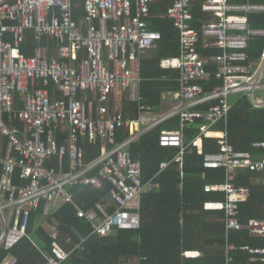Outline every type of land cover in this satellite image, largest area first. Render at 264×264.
Returning a JSON list of instances; mask_svg holds the SVG:
<instances>
[{"label":"built area","instance_id":"2783aa9c","mask_svg":"<svg viewBox=\"0 0 264 264\" xmlns=\"http://www.w3.org/2000/svg\"><path fill=\"white\" fill-rule=\"evenodd\" d=\"M81 2L84 16L76 20ZM168 4L160 15L172 21L180 40V55L162 62L163 68L178 70L180 101L163 116L143 103L142 63L146 51L161 41L150 24L158 17L154 5ZM201 9V26L195 28V9ZM163 9V8H162ZM264 16V3L253 0H0V243L12 249L26 235L29 217L40 202L63 201L78 217L87 219L94 233L106 236L111 229H139L141 216L135 211L142 194L156 188L153 180L143 184L141 162L128 148L163 122L180 117L177 131H163L162 147L179 148L175 163L183 170L185 129L201 122L200 135L192 145L203 153V137L219 140V151L204 158L206 169L224 170L226 181L205 187L206 192L226 194L225 202H207L204 210L224 211L227 238L248 230L264 239V219H252L246 226L240 219L241 202L250 196L248 187H237L236 177L244 170L264 173V155L238 151L228 131L216 132L227 124L234 99L248 94L255 107L264 106V51L258 59L249 53L252 42L264 38V28H253L251 16ZM36 41L32 57L22 53L27 33ZM46 40L49 43H46ZM219 50L206 60L200 52ZM216 68L222 85L206 93L202 82L210 80L207 66ZM261 92L260 97L256 95ZM22 106L18 105V101ZM216 102L208 109H199ZM125 103L135 106L126 113ZM129 114V115H128ZM68 131L62 144L57 132ZM120 130L130 136L118 144ZM219 134L218 136H215ZM101 144L102 155L86 161L81 144ZM264 151V139L253 140ZM69 158L68 171L64 168ZM57 159V167L52 166ZM172 165H161L164 171ZM20 171L24 186L15 184ZM258 181L260 179H257ZM112 185L110 204H100L102 213L83 210L74 188L101 189ZM65 246L59 238L52 243L54 257L45 264H60L83 243ZM238 247L228 242L226 264H234ZM250 256V264H264V247H239ZM198 253H186L196 256ZM8 257L2 264H14Z\"/></svg>","mask_w":264,"mask_h":264},{"label":"trees","instance_id":"16d2710c","mask_svg":"<svg viewBox=\"0 0 264 264\" xmlns=\"http://www.w3.org/2000/svg\"><path fill=\"white\" fill-rule=\"evenodd\" d=\"M237 1V0H231ZM263 2L264 0H253ZM79 9L75 10L76 20L84 16L81 2L77 1ZM168 4L154 5L153 18L150 24L152 31L161 33L162 39L157 46L146 51L141 58L142 63V99L143 103L153 110L160 109L168 92H179L178 70L163 68L162 62L180 55V40L172 21L161 18ZM163 8V9H162ZM195 28L201 26V9L194 11ZM250 25L253 28H264V16H251ZM46 43H49L46 40ZM264 51V38L251 43L249 53L253 59H258ZM36 52V41L33 32L27 33L22 53L32 57ZM200 52L206 60L219 55V50ZM211 78L202 82L206 93H211L222 85L216 78V68L207 66ZM261 92L256 95L260 97ZM261 97L262 94H261ZM18 101V100H17ZM235 103L229 113L227 124L222 121L216 132L227 130L230 143L238 151H249L256 158L264 155V151L253 147V140L264 139V106L255 107L248 94L234 99ZM19 106L22 104L18 101ZM216 102L199 107L208 109ZM129 108L135 106L126 103ZM180 117H174L163 122L153 131L144 134L128 148L131 157L141 162L143 184L153 180L155 189L144 193L140 206L135 209L141 216L139 229H120L114 227L106 236L94 233L91 222L80 218L76 210L64 203L56 201L49 204L41 201L38 210L32 211L29 217L26 235L12 249L6 250L0 243V264L8 257L14 258V264H45L49 257H54L52 243L59 234L67 232L74 243H83L81 249H74L71 255L60 264H226V245L228 242L238 248L232 253L234 264H250V256L239 247H264V239L250 236L248 230L233 232L227 238L225 227V212L204 210L207 202H225L226 194L221 192H206L205 187L212 184H223L226 181L224 170L206 169L204 158L208 154L219 151V140L203 137V153L201 154L192 142L200 135L201 122L187 126L185 129V144L188 147L184 155L183 170L175 163L180 149L162 147L159 143L163 131H177L180 128ZM68 136V131L57 132V141L62 144ZM126 130H120L117 143L129 138ZM81 146L85 150L86 161L94 162L102 155L101 144H90L84 141ZM172 162L168 169L161 171V165ZM69 158H65L64 168L69 169ZM57 167V159L51 164ZM1 174V172H0ZM257 179H260L259 181ZM26 181L20 179V171L15 176V184L24 186ZM237 187H248L250 196L246 202L239 204L240 219L247 225L252 219H264V173L258 174L250 170L239 173L234 181ZM112 185L104 182L101 189L74 188L76 201L85 211H95L102 216L98 205L110 204L109 213L117 209V204L111 198ZM0 223V237L2 235ZM63 244L64 241L62 240ZM74 245V244H72ZM71 245V246H72ZM198 253V256H186V253Z\"/></svg>","mask_w":264,"mask_h":264},{"label":"crops","instance_id":"0c3cea01","mask_svg":"<svg viewBox=\"0 0 264 264\" xmlns=\"http://www.w3.org/2000/svg\"><path fill=\"white\" fill-rule=\"evenodd\" d=\"M154 14L156 15V13H154ZM163 97H164V100L160 106V109H158V110L154 109L155 114L158 116L166 115L167 113L171 112L170 110H172L174 107H176L178 104H180V101L176 100V98H175V92H168L165 95H163ZM170 106H171V109L168 110V108ZM130 110H131V108L130 107L128 108L126 106V103H125L126 113H128ZM198 255H196V256H198Z\"/></svg>","mask_w":264,"mask_h":264},{"label":"rangeland","instance_id":"374dc122","mask_svg":"<svg viewBox=\"0 0 264 264\" xmlns=\"http://www.w3.org/2000/svg\"><path fill=\"white\" fill-rule=\"evenodd\" d=\"M169 109H171V106L168 108V110H169ZM58 236H59L58 238H59L60 240H63V241H64V245L67 246V247H69V248H70V246H71L72 244H74V245L77 244V243H74L73 238H72L67 232L62 233L61 235L59 234Z\"/></svg>","mask_w":264,"mask_h":264},{"label":"bare ground","instance_id":"6f19581e","mask_svg":"<svg viewBox=\"0 0 264 264\" xmlns=\"http://www.w3.org/2000/svg\"><path fill=\"white\" fill-rule=\"evenodd\" d=\"M219 134H216L215 136H218Z\"/></svg>","mask_w":264,"mask_h":264}]
</instances>
